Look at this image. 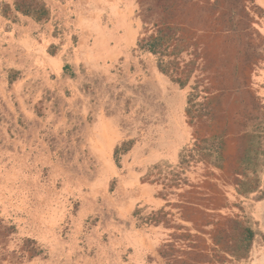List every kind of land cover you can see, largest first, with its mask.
Returning <instances> with one entry per match:
<instances>
[{"label":"rangeland","instance_id":"rangeland-1","mask_svg":"<svg viewBox=\"0 0 264 264\" xmlns=\"http://www.w3.org/2000/svg\"><path fill=\"white\" fill-rule=\"evenodd\" d=\"M44 1L51 12L41 21L0 15V264H167L159 250L184 231L175 226L196 231L176 206L189 184L201 199L211 186L224 193L221 214L251 213L261 234L249 264H264V134L260 186L249 196L196 156L180 167L194 140L187 95L197 89L202 101L207 76L195 72L180 88L137 46L152 0ZM243 6L250 40L226 61L235 91L206 109L230 120L235 138L264 118V0ZM125 140L117 165L113 149ZM162 175L179 184L164 187ZM159 209L168 225L146 220Z\"/></svg>","mask_w":264,"mask_h":264},{"label":"trees","instance_id":"trees-1","mask_svg":"<svg viewBox=\"0 0 264 264\" xmlns=\"http://www.w3.org/2000/svg\"><path fill=\"white\" fill-rule=\"evenodd\" d=\"M243 1L207 0L206 4L192 0L149 1L145 8L149 15L141 18L142 31L137 46L154 55L158 71L180 88L188 84L195 72L207 76L208 83L201 88L204 92L202 101L196 100L200 91L195 89L202 79L195 81V91L187 95L185 114L195 127L193 148L180 154L178 164L180 167L187 165L196 156L197 160L212 164L229 175L238 194L249 196L260 186L258 171L263 163L261 137L264 133L259 122L264 118L248 121L238 129L235 138L230 120H227V126L213 116V111H206L214 101L216 105L222 104L227 99L226 94L229 96L235 91L227 85L225 77L231 65L226 61L238 57L232 55L230 49L236 48L240 53L250 40L242 16L248 13ZM50 12L44 0H13L12 5L0 2V15L4 17L14 18L20 13L41 21L47 19ZM241 71L243 73L242 67ZM241 117L239 114L238 120ZM131 144L132 140H125L114 147L117 165H120V155ZM189 154L191 156L187 158ZM162 179L168 180L164 187L179 184L176 182L178 177L162 175ZM189 187L180 193L185 199L176 206L179 215L190 220L196 231L192 233L188 227L175 226L184 231L176 234L171 242L162 244L161 257L167 264H249L253 242L261 234L251 213L241 207L236 213L221 214L217 210L229 208L224 193L211 186L207 197L201 199L194 185L189 184ZM168 214L159 209L146 220L168 225L171 221ZM30 248L31 252H37L35 247Z\"/></svg>","mask_w":264,"mask_h":264},{"label":"crops","instance_id":"crops-1","mask_svg":"<svg viewBox=\"0 0 264 264\" xmlns=\"http://www.w3.org/2000/svg\"><path fill=\"white\" fill-rule=\"evenodd\" d=\"M263 248H264V246H263Z\"/></svg>","mask_w":264,"mask_h":264}]
</instances>
